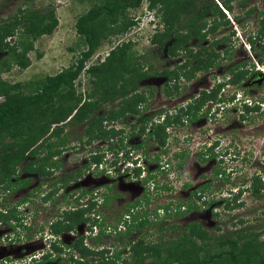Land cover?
<instances>
[{
    "label": "trees",
    "instance_id": "1",
    "mask_svg": "<svg viewBox=\"0 0 264 264\" xmlns=\"http://www.w3.org/2000/svg\"><path fill=\"white\" fill-rule=\"evenodd\" d=\"M91 1L92 5L76 19V32L79 35L77 45L80 51L71 65L54 75L26 83H11L0 77V189L10 192L27 184L26 179H18L15 173L16 165L24 159L27 160L22 171L35 173L39 177L53 175V167L61 168L60 160H54L53 157L58 156L66 144L67 137L61 136L66 126L85 123L88 142L97 138L106 139L110 134H119L121 129L114 126L105 128L103 120H120L130 113H139V103L146 100L145 92L139 90V82L155 73L144 68V55L135 56L131 50V41L116 45L101 62L87 64L102 40L125 34L136 24L137 21L129 17L126 10L138 7L142 0ZM219 3L214 0H148L147 9L155 8L162 23V30L153 34L151 43L162 47L170 42L166 52L174 55L192 37L204 39L207 32H214L223 24L225 13L222 9L232 10L230 0H219ZM8 18V21H0V52H6L7 56L0 65V73L8 69L11 63L20 69L28 67L30 59L27 53L34 49V41L44 34H50L58 25L53 9L40 12L19 8L18 12ZM206 20L212 21L206 29L207 32L203 31ZM259 30L257 36L264 35V21ZM8 37L15 39L11 43ZM225 39L216 38L211 43L209 64L205 59L204 68L215 64L220 52H216L213 46ZM251 43L254 46V39ZM259 61L262 62V59ZM149 67L151 68V64ZM82 72L89 76L93 84L85 99H82V95L75 88ZM235 79L238 80L239 77ZM218 90L216 88L209 93V100L223 101ZM115 100L119 103L116 108L107 111L104 109L101 115H95L103 104ZM205 100L207 99L204 98L194 106L192 111L197 112ZM249 104L252 110H259L260 102L252 99ZM244 106L250 109L248 105ZM189 110L191 111V107ZM147 119L141 117L142 121ZM175 121L176 117L168 116L164 122L155 126L154 140L157 143L164 144L167 136L165 128ZM141 128L144 130V126ZM213 147L206 150L209 152V159L216 155ZM94 158L100 160L98 155H94ZM134 171L137 176L139 168L135 167ZM222 172L224 173L223 169H218L216 174ZM67 177L68 174L61 173L60 181L65 182ZM188 185L191 183H184V187ZM210 185V182H206L193 189V199L186 203L171 200L159 209L139 214L132 209L128 214L130 219L123 223L126 229L121 236L125 239L132 235L133 240L119 241L120 248L115 246L113 250H97L84 244V235H78L68 246L79 256H75L70 250L68 264H264V239L259 240L260 232L249 230V227L237 228L234 223L233 229H225L223 233L216 235L196 220L183 226L177 220L187 212L201 207L194 199L205 206L214 202L213 199L209 200L207 194ZM164 188L169 190L172 187L166 184ZM247 189L254 197L260 198L264 181L253 176ZM241 192L238 189L232 198L226 197L222 200L226 201L225 205L230 209L235 208L242 204L238 202ZM109 199L106 196L104 205ZM94 203L90 201L87 206L75 210L64 209L60 218H56L49 225L52 235L57 237L63 232H77V226L84 221L89 222L87 232L90 235L96 228L95 225H101L104 220L99 215L96 217V213H90ZM138 203L135 202L132 207ZM148 203L149 199L146 197L144 204ZM15 208L13 206L1 209L0 222H11V227L15 228L19 224ZM217 227L221 230L220 226ZM137 232L139 234L136 238ZM58 242L52 241L51 252H46L41 258L51 260L49 256L54 251L60 252L62 247Z\"/></svg>",
    "mask_w": 264,
    "mask_h": 264
},
{
    "label": "rangeland",
    "instance_id": "2",
    "mask_svg": "<svg viewBox=\"0 0 264 264\" xmlns=\"http://www.w3.org/2000/svg\"><path fill=\"white\" fill-rule=\"evenodd\" d=\"M214 1L219 3V0ZM263 2L264 0H230L232 10L227 12L225 9H222L225 13L223 24L214 32L207 34L210 42L211 39L221 38L224 33L227 35L231 33L229 35L231 37L226 42L233 49V56L230 59L231 63L240 61L245 57V54L248 56L251 55V49L249 50L248 47V37L249 34L256 35L255 25L257 24L256 18L257 12L259 11L256 9L261 8ZM92 3L93 1L91 0H0V21L3 19L8 21V16L18 12L19 8L40 12L53 9L58 19V25L50 34H44L34 41V49L27 53L30 59V65L24 69H20L11 63L8 69H4L0 73L1 79H5L11 83H26L32 80H40L47 75H54L61 69L71 65L80 51V47L77 45L79 35L76 32V19ZM147 4L148 0H142L138 7L128 8L126 14L136 20V24L125 34L111 36L108 39L102 40L94 54L87 61V64L101 62L116 45L127 40L131 41V50L135 53V56L140 54L144 55V58H142L144 68L159 74L157 77L139 82V89H146L148 85L149 87H154L156 95L154 98L155 108L166 106L171 109L172 106H169L167 99L161 95L163 94L161 91L163 87L160 88V86L163 84L164 79H166L165 75L170 76L172 73L171 76H175L178 59L177 56H168L165 53L169 42H166L164 47L151 43L153 34L156 31L159 32L162 30V23L160 22L159 16L156 15V9H147ZM219 5L221 6L220 3ZM210 22L212 21L206 20L207 27L210 25ZM14 39L15 37H8L11 43ZM254 42H260L257 49L258 51L262 50L264 52V37L260 36V38L254 39ZM215 47L216 50H221L225 46L223 43H220ZM5 55L6 52H0V65L3 63V59L7 57ZM219 60L220 58L217 59V62ZM251 61L255 63L252 59ZM221 62L222 60H220V65H222ZM226 63L227 61L224 62V64ZM150 64L151 68L149 67ZM168 69L173 72H168ZM253 69L264 75V58L262 63H255ZM210 73L211 71L209 72V77L213 78L214 75ZM92 86L93 84L90 82L89 76L82 72L75 86L77 93L82 95V99L87 97V93L91 91ZM185 87L186 90L181 89L180 94H176L179 98V100L173 102L176 105L185 103V94L189 91L187 84ZM260 89L258 84L252 86L253 92L255 91L256 93L254 94H258L259 97L261 96V93H259L261 91ZM232 90V87L222 85L219 93L221 96H224L232 92ZM245 94L247 93L237 90L235 97L242 99L245 98ZM0 100H2V97H0ZM238 101L240 102V100H235L233 105L237 106ZM116 104H118L117 101L103 104L95 115H101L104 109L106 111L110 110ZM213 109L209 113V116L208 114L205 115L209 120V124H207L208 120L206 123L205 118L200 116L193 125H190L191 128L190 126H185V129L179 130L178 135L180 140L178 138V141L174 140L171 142L172 146L169 149L167 148L164 157L161 155L162 160L160 163L154 161L156 159L155 154L157 149L155 145H150L147 152L145 151L147 154H144L145 152L141 153L138 149H130L128 152L127 149L132 145L133 140L134 142L137 141L136 139L127 137L126 132L113 137L112 141L110 138L112 134H110L107 139H103L107 144L99 145L101 141L99 138L93 139L90 142L87 141L88 136L85 133V123L66 126L61 136H66L67 141L61 153L57 156L62 165L58 173L48 175L45 177L46 179L34 177L35 183L26 188L17 189L16 187V189L10 192L0 189V210L15 206L20 222L23 226H26L25 229L19 226L17 227V225L13 228L11 227V222H0V264H42L41 262H33V259L39 257L42 251L49 249L50 242L46 238H51L52 236L48 232V225L52 219L54 220L61 215L63 206H66L67 200V205H70V199H72V196H69L70 199L55 196V199L46 200L42 198V195L49 191V187L55 181L54 179H58L59 175L65 169L73 167L74 164L82 167L83 164L85 165L84 161L87 162L86 166L88 164V167L82 169L84 176L92 172L91 178H94L97 175V171H100V174L98 173L99 175L97 176L100 179L105 173L107 174V171H113L114 176H122L123 179L127 177L124 181H131L132 185L127 187L129 189L118 190L120 197L122 196L121 199L124 201L130 200L132 196H140L139 194H141L143 186L149 197V210L162 206L163 203L166 204L171 200L173 202L176 200L184 201V203L191 201L193 199L191 196V191L193 190L191 186L194 185V189H197L202 183L210 182L211 185L209 186L207 194L209 195V200L213 199L214 202L205 206L197 199H194L196 200L194 202L201 207L197 210H191L177 219L180 224L183 226L191 220H196L216 235L223 233L225 229H233L235 226L237 228L249 227V230L260 232L258 236L259 240L264 239V230H262L264 225V190L262 191V196L256 198L247 189L253 176H257L264 181V111L259 115L258 119H255V122L252 121L253 123L248 124L246 129H241L236 121L235 123H232V120L226 123L223 122L220 115L214 113L216 110ZM215 115H218L216 120L212 118ZM105 123L111 124L109 121ZM185 131L191 132L193 135L188 149L193 156L190 159L188 157V162L184 165H166L165 162L167 159H173L172 151L176 149L175 147L188 145V142L181 141L182 134ZM217 137L220 139L218 152H220L221 156H218L216 160L211 158L207 163L200 162L198 164L195 158L196 152L204 142L210 143ZM109 142V145H112V147L116 144L123 143L125 147L122 149H114L109 147ZM97 143L99 145L98 148L101 150L95 153L94 150H96ZM167 146H169V143ZM117 150L122 151V156H114V152ZM94 155L100 157L101 168H99V164L98 167H95ZM26 160H22L15 167V173L18 178L27 176L26 173L22 172V167ZM135 160L136 163L141 165L144 176L149 177L148 180L145 179L143 182L141 178L134 176V172L130 174L124 172L125 170L130 171L128 165ZM157 163H159L158 166L156 165ZM218 169H223L224 173L216 174ZM183 181H188L192 184L188 185V187H182ZM41 183H44V185L40 186ZM165 184L170 185L172 189H159V187H163ZM63 188L65 191V187ZM36 189H38V192L35 191ZM98 189V193L105 191V188ZM238 189L242 190L238 200L242 204L230 209L225 205L226 201L222 199L226 197L232 198L233 193H236ZM121 199L112 198L109 205L113 206L111 211L113 209L116 211V208L121 210L124 205V201H120ZM83 202H86V200ZM97 210L101 212L100 208ZM234 223H236L235 226ZM217 226H220L221 230H218ZM93 232L95 231L93 230ZM85 233L88 234V232ZM30 234H32L30 240H23L22 242L14 240V236L16 235L24 237ZM135 236L137 238L138 234ZM70 237L72 236L68 234L59 235V239L65 243L73 239V237ZM36 238H42V241L33 240ZM118 239L119 237L107 234L99 241H94L92 237L87 236L85 242L88 246H93L96 249L113 244L117 248H120ZM72 252L76 256H79L74 251ZM64 255L68 257L69 254L66 252ZM44 264L57 263L51 261Z\"/></svg>",
    "mask_w": 264,
    "mask_h": 264
},
{
    "label": "flooded vegetation",
    "instance_id": "3",
    "mask_svg": "<svg viewBox=\"0 0 264 264\" xmlns=\"http://www.w3.org/2000/svg\"><path fill=\"white\" fill-rule=\"evenodd\" d=\"M256 10L257 11L259 10L257 12V18H256L257 24L255 25L256 35L253 36L252 34H249V37H248V47H249V50L251 49V55L248 56L245 54V57L238 62H232V63L230 62V59L233 56V49L230 47V45L228 46L226 42L231 37L229 36L231 35V33H229L228 35L224 33V35L221 37L226 38L225 41L222 42L225 47L222 48L221 50H216L215 46L219 45L220 43L213 46V49L216 52H220L219 58L220 60H222L221 62L222 65H220V60L218 62L216 60L215 64L212 67L209 68V65L207 68L203 67V61H205V59H207V62L209 64V47L211 46V43H214V40H215V39H211V41L209 42L207 34H210L212 32L210 33L207 32L206 29L209 27V26L207 27V25H206V28L203 29V31L205 30L207 32L204 39L199 40L198 37H192L188 41V44H185L184 47L179 48L176 51V54L174 55L168 54L166 52L167 51V47H166L165 53L168 56H177V59H178V64L176 65L177 70H175L176 71L175 76H171L172 74L171 72L173 71H170L168 69V72H170L171 74L170 76L165 75L166 79H164L163 84L160 86V88L163 87L162 88L163 90H161L163 94L161 95L167 99V103H169V106H172L171 109L167 108L166 106L155 108V104H154V98L156 97L155 88L149 87L148 85L146 89H142V91L145 92L146 100L139 103V108H140L139 113H135V114L130 113V115L126 117H122L120 120L118 119L103 120L104 123L102 124L104 125L105 128H110L111 126H114V128L116 129H121V132L119 134H116L113 136L111 135L110 137L111 141L113 140V137H116L117 135H121L122 133L126 132L127 137H130V139H136L137 141V142H134L133 140L132 145H130L129 147L127 146L129 148L127 150L138 149L140 150L141 153H144L145 151L147 152L150 145H155L157 149H156V154H155L156 159H154V161L160 163V161L162 160V157H164V153L167 150V148L169 149L172 146L171 142H173L174 140L178 141V138L180 140V137L178 135L179 130L185 129V126L193 125L197 121V119L200 118V116H203L207 123L208 119L206 118L205 115L208 114L209 116V113L211 112L213 108L216 110L214 113L219 114L223 122L226 123L232 120L231 122L235 123L236 121L241 129H246L248 124H252L253 122H255V119H258L259 115H261V113L264 111L263 109L264 108V88H263L264 87V75L260 73L259 71L258 72L254 71L253 67L255 63H262L261 61H259V59L263 60L264 52H262V50L258 51L257 49V46L259 45L260 42L258 43L254 42V46H253L251 43V40L252 38L254 39H257L258 37L260 38V36H257V35L260 32L259 28L261 27V23L264 21V2H263L262 7ZM228 11H231V10H228ZM231 32L234 33L233 30H231ZM262 36L264 37V35ZM165 45L166 43L164 44V46ZM251 59L255 61V63L252 62ZM226 61L227 63L224 64V62ZM148 71L150 73H155V74L145 77L141 81L151 79L159 75L158 73L152 70L148 69ZM210 71H211L210 74L214 75L213 78L209 77ZM235 77H239V79L236 80ZM186 84L189 89L188 93L185 94L186 101L183 104L176 105L175 103H173L174 101L179 100L178 95L176 94H180L181 89L186 90V87H185ZM255 84H258L259 87L261 88L260 89L261 91L259 92L261 93L260 97L258 96V94L255 95L256 94L255 91L253 92L252 90V86ZM222 85L232 87L233 89L232 92L227 93L224 96L220 95L221 99H223V101L221 102H214V101L209 100V93H211L214 89L219 88L218 90V95H219ZM181 86L183 87L181 88ZM237 90H240L241 92H246L247 94H245V98L237 99L235 97ZM185 95H182V96H185ZM256 96H258L259 99ZM204 98H206L207 100L203 102L202 107L197 112L192 111L193 110L192 108L198 105L200 101H202ZM252 99L253 100L255 99L257 102H260L259 110H252V107L249 104V100L251 101ZM235 100H240V102L238 101L237 106L233 105ZM115 101H111V102H115ZM118 105L119 103L116 104L112 108H116ZM212 105H213V108H212ZM244 105H248L250 109L249 108L246 109ZM189 107H191V111L189 110ZM204 107L206 110L204 109ZM168 116H170L171 118L176 117V121L166 126L164 132L165 134H167V136L165 138L164 144L161 145L157 143L156 140H154V136L156 135V133H154L156 130L155 126L159 125L162 121L164 122ZM141 117H147L148 119L146 121H142ZM212 118L216 120L218 118V115L212 116ZM236 118L237 120H235ZM106 121L111 122V124L105 123ZM207 124H209V120ZM141 126H144V130H141L142 129ZM182 135L183 136L181 137V141L188 142V145L183 146V147H175L176 149L175 150L173 149L172 151L173 159L172 158H171L172 160L167 159V161L165 162L166 165L168 164L172 166L173 165L175 166L184 165L185 163L188 162V157L190 159V157L193 156L190 154L188 150L190 146L189 143L192 141V138H193L192 133L185 131V133ZM99 140H101L99 142V145L107 144L103 139L99 138ZM168 143H169V146H167ZM219 143H220L219 137L215 138L210 143L204 142L201 145L200 149L196 152L195 158H196L197 163L200 164V162L201 163L209 162V158H207L209 155V152L206 150L211 146H214L213 149L216 154L213 160H216L218 156H221L220 152H218ZM109 144L110 142L108 143V145ZM123 144H116L114 147H112V145H109V147L114 148V149L121 148L122 147L121 145ZM99 145L97 143L96 150H94L95 153L101 150L98 148ZM137 145H140V146L138 147ZM146 152L144 154H147ZM118 155L122 156V151L117 150L116 152H114V156H118ZM125 156H128V155H125ZM53 159L55 160L58 158L57 156H54ZM100 161L101 159L98 161L95 160V167L96 166L98 167V164H99V168H101ZM84 162H85V165L83 164L82 167H78V164H74L73 167L69 169H65V171H63L62 173L68 174L66 181L65 182L60 181L61 179V174H60L58 179H54L55 181L53 182L52 186L49 187V191L43 194L42 198L46 200L48 199L50 200L53 198L55 199V196H58L60 198L67 197L68 199L69 196H72V199L69 198L71 200L70 205L69 204L67 205V202H68L67 200L66 206H63V210L70 209V208L75 210L81 206H87L90 201H94L95 203L90 213L92 215L93 213H96V217L98 215L101 216V218L104 219L101 222L102 224L95 225L96 228L93 229L95 232H92L91 235H88L89 233L86 234L85 232L88 231L87 225L89 222L84 221L80 223L77 226V232L69 231V232L62 233L64 235L68 234L73 237L71 241L68 240L67 243H65L61 239H59V236L57 237L53 236L52 232H50L49 225L53 221L52 219L48 225V232L50 233L52 237L46 238L50 242L49 249L47 251H42L41 255L45 254L46 252H51L50 244L52 241H55V240L56 242L59 241L58 245L62 247V250L60 252L54 251V253L51 256H49L52 258L51 260L42 259L40 255L39 257L33 259V262L34 261L41 262L42 264H44V263H49L51 261H54L57 264H63V263L68 264V258H69L70 250H71V248L68 245L72 244V242L76 240L78 235H81V234L84 235L83 241H84V244L87 246L88 244L85 242V239L87 238V236L92 237V239L95 238L94 241H99L102 239L103 236L107 234L109 235L112 234L113 236L119 237L118 245H119V241L133 240L132 235L127 236L125 239L121 236V234L124 233L126 229L125 226L123 225L124 221L130 219V215L128 214L132 212V209L134 212L138 214L143 213L144 211L150 212L152 210V209L149 210V205H148L149 203L147 205L144 204L146 197L147 198L149 197L143 186H142L143 189H141L142 190L141 194H139L140 196H136V197L132 196L130 200L124 201L121 199L122 196L120 197L118 190L119 189L121 190L129 189L127 187L132 185L131 181H124L127 179V177L123 179L122 176L120 177L114 176L115 174H113L114 173L113 171H107V174L105 173L104 176L100 179L97 177L100 174L99 173L100 171H97L96 173L97 175L94 178H91L92 172H89L84 176L82 169H85V167H88V164L86 166L87 162L86 161ZM159 163H157L156 165L158 166ZM135 167L139 168V174L137 176L135 175V171H134ZM128 168H130L129 169L130 171L125 170L124 172L126 173L128 172L129 174L134 172V176L136 178H141L142 179L141 181L143 182L145 181V179L146 180L149 179V177L144 176V174L142 173L143 171H142L141 165L136 163V160L129 163ZM51 170H53V173H58L60 168L56 169L53 167L51 168ZM114 171L116 170L114 169ZM124 172H121V173H124ZM24 173H26L27 176L19 177L18 179H23V178L26 179L27 184L18 186L17 189H22V188L31 186L32 184L35 183L34 177H39L35 173H29V172H24ZM40 178L44 179L45 177H40ZM185 182L189 183L188 181H183L182 187H184ZM42 185H44V183L40 184V186ZM165 185L163 187H159V189L161 188V189L166 190L164 188ZM193 186L194 185L191 186L192 189H194L195 187ZM63 187H65V191L63 190L64 189ZM185 187H188V186H185ZM98 188H105V191L98 193L99 192ZM35 191L38 192V189H36ZM49 194H51L50 197L46 198L47 195ZM106 196H109L110 199L107 201L106 205H104V200ZM112 198H116V199L118 198V199H121L120 201H124V205L122 206L121 210L116 208V211L115 209L111 211L113 206H109V205L111 203ZM84 200H86V202H83ZM135 202H139V203L133 208L132 204H134ZM163 205H165V203H163L162 206ZM99 208L101 209V212L100 210H97ZM159 208L160 206L155 209H159ZM56 218H60V216ZM118 219L120 220L118 221ZM16 225L17 227L19 226L24 229L26 227V226H23V224L20 222V219H19V224L17 223ZM41 231L45 232L43 230ZM137 234L139 233L137 232ZM31 238H32V234L26 235L24 237H21L20 235L14 236V240L17 242H22L23 240H30ZM33 240L42 241V238H39V239L36 238ZM113 246H116V245L115 244L106 245L105 247L103 246L97 250H102V249H107V248H110L113 250L114 249ZM66 252H68L69 254L68 257H65L64 255L66 254Z\"/></svg>",
    "mask_w": 264,
    "mask_h": 264
},
{
    "label": "clouds",
    "instance_id": "4",
    "mask_svg": "<svg viewBox=\"0 0 264 264\" xmlns=\"http://www.w3.org/2000/svg\"><path fill=\"white\" fill-rule=\"evenodd\" d=\"M255 102H257L255 99H254Z\"/></svg>",
    "mask_w": 264,
    "mask_h": 264
}]
</instances>
